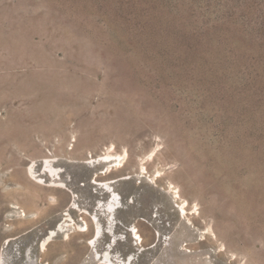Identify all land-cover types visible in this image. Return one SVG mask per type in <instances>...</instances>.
Masks as SVG:
<instances>
[{
    "label": "rangeland",
    "instance_id": "374dc122",
    "mask_svg": "<svg viewBox=\"0 0 264 264\" xmlns=\"http://www.w3.org/2000/svg\"><path fill=\"white\" fill-rule=\"evenodd\" d=\"M108 244L264 264V0H0V264Z\"/></svg>",
    "mask_w": 264,
    "mask_h": 264
},
{
    "label": "bare ground",
    "instance_id": "6f19581e",
    "mask_svg": "<svg viewBox=\"0 0 264 264\" xmlns=\"http://www.w3.org/2000/svg\"><path fill=\"white\" fill-rule=\"evenodd\" d=\"M110 155H112V154H108V155H106V160H104L103 161V159H101V158H99V162H104V163H111L112 161H115L116 162V164H115V166L117 165L118 167L120 166V165H122L123 164V159H120L119 157L118 158H112ZM102 156V155H101ZM44 163V162H43ZM44 167V166H43ZM108 170V169H107ZM51 173V172H50ZM55 176V175H54ZM52 184V183H51ZM54 184V183H53ZM104 186V185H103ZM110 188V187H109ZM102 189H104L105 190V192L106 193H108V197H107V201H109V202H112L113 203V205H114V207H116L117 206V201H115V197L113 196V192L110 190V189H108V188H106L105 186L104 187H102ZM117 199H118V197H116ZM106 202V201H105ZM112 206V205H111ZM113 207V206H112ZM107 208H109V207H107ZM112 211H113V209H111V210H109V211H107L108 212V217H107V222L109 223V225H110V227L109 228H111V225H113V219H112V217L110 218V214L112 213ZM85 212V211H84ZM105 212V211H104ZM106 213V212H105ZM24 215H25V213H24ZM61 228H63V225L60 223V224H58V229H61ZM80 230L81 231H83V232H85V231H87V228L85 227V222H84V224L83 225H81V227H80ZM108 230H110V229H108ZM95 231V232H94ZM55 233H56V230L55 229H53V230H51L49 233H48V235L44 238V240L43 241H41V244H40V247H41V250H44L45 249V246H46V242L47 241H49V239L52 237V236H54L55 235ZM110 234H111V237H112V240H113V242H114V240H115V234L112 232V229L110 230ZM135 235H134V237L136 238V240H138V238H140V235H137V233H134ZM68 234H66V238H68V236H67ZM100 236V230H99V227H98V224H97V226L93 229V234H92V237L91 238H89V242H88V245H91V246H93L94 245V239L96 238V237H99ZM108 248H106L105 249V251L103 252V255H100L99 256V260H100V262L102 263V264H112L111 263V261H112V257H115V258H118L119 256L116 254V253H112V252H110L109 250H110V245L108 244ZM121 258V257H120ZM130 258V257H129ZM127 259V258H126ZM124 262V261H123ZM130 262V261H129ZM118 263V262H117ZM119 264V263H118ZM127 264V263H126ZM132 264V263H131Z\"/></svg>",
    "mask_w": 264,
    "mask_h": 264
},
{
    "label": "water",
    "instance_id": "95a60500",
    "mask_svg": "<svg viewBox=\"0 0 264 264\" xmlns=\"http://www.w3.org/2000/svg\"><path fill=\"white\" fill-rule=\"evenodd\" d=\"M95 232V231H94ZM112 241V240H111Z\"/></svg>",
    "mask_w": 264,
    "mask_h": 264
}]
</instances>
